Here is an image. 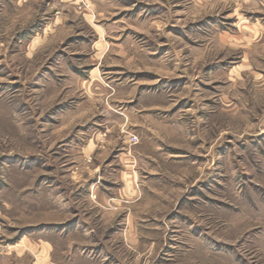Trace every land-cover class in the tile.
I'll return each instance as SVG.
<instances>
[{"label":"rangeland","instance_id":"rangeland-1","mask_svg":"<svg viewBox=\"0 0 264 264\" xmlns=\"http://www.w3.org/2000/svg\"><path fill=\"white\" fill-rule=\"evenodd\" d=\"M96 67L110 97L160 87L179 128L144 145L159 184L115 209L86 174L128 131L81 155ZM0 264H264V0H0Z\"/></svg>","mask_w":264,"mask_h":264},{"label":"crops","instance_id":"crops-1","mask_svg":"<svg viewBox=\"0 0 264 264\" xmlns=\"http://www.w3.org/2000/svg\"><path fill=\"white\" fill-rule=\"evenodd\" d=\"M93 70L90 75L88 74V78L77 77V81L81 80L80 86L85 87L89 94L93 93L91 98L97 95L102 99V107L106 115L100 123L103 124V129L97 127L88 138V142L83 145L82 157L90 162L109 149L111 146L109 142L112 141L111 136H113L112 123L116 122L120 125L121 132L124 129L128 132L119 137L120 146L112 150L113 159L105 164L102 170L97 166L87 171L86 188L89 193L96 194L98 203L115 209L140 201L150 192L149 185L159 184L157 183L159 174L157 171L153 172L158 170V164L151 157L153 155L146 151L144 145L150 147V150L158 156H163L165 153L160 150L159 136L179 134V128L173 120H170L168 111L162 108L163 98L160 87L140 83L117 84L114 87L115 96L110 97L97 67ZM131 133H136L143 142L131 144L129 140ZM134 219L133 213L128 210L124 216L125 230L131 232L134 229L132 223Z\"/></svg>","mask_w":264,"mask_h":264},{"label":"built area","instance_id":"built-area-1","mask_svg":"<svg viewBox=\"0 0 264 264\" xmlns=\"http://www.w3.org/2000/svg\"><path fill=\"white\" fill-rule=\"evenodd\" d=\"M130 139H132L131 140L132 143L137 142V137L135 135H131V138Z\"/></svg>","mask_w":264,"mask_h":264}]
</instances>
